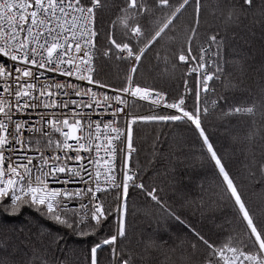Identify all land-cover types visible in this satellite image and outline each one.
Returning <instances> with one entry per match:
<instances>
[{
	"label": "snow or ice",
	"instance_id": "6c2138e0",
	"mask_svg": "<svg viewBox=\"0 0 264 264\" xmlns=\"http://www.w3.org/2000/svg\"><path fill=\"white\" fill-rule=\"evenodd\" d=\"M191 2L195 26L186 30L172 54L179 62L173 70L185 69V91L170 98L137 83L135 73L147 52L173 31L190 0H125L105 30L107 46L102 52L97 46L98 11L106 7L102 0H0V214L15 218L36 212L78 237L97 236L90 264H98L97 253L104 246L111 249L114 264L117 258L118 264H133L131 255L117 251L126 236L129 186L144 188L136 183L130 166L136 151L133 126L180 121L194 125L221 178L220 198L231 205L240 226L239 233L221 240L185 225L194 238L191 247L206 253L203 264H264V216L256 217L247 206L202 127L201 112L206 115L208 107L201 109V94L213 91L210 82L222 74L224 41L213 34L193 47L199 0ZM255 4L256 0H241L240 9ZM259 9L264 14V0H259ZM232 17L230 12L228 19ZM145 19L147 27L140 23ZM99 55L130 64L119 86L97 78ZM168 59L165 56V63ZM188 77L193 78L191 86ZM188 95L195 96L192 109L186 106ZM128 97L149 102L154 111L133 114ZM224 104L223 115L256 112L255 104L233 105L226 98ZM212 106H217L216 100ZM259 168L264 176V162ZM110 192L116 193L114 204L102 198ZM147 195L160 203L155 188ZM165 211L185 224L174 212Z\"/></svg>",
	"mask_w": 264,
	"mask_h": 264
},
{
	"label": "trees",
	"instance_id": "16d2710c",
	"mask_svg": "<svg viewBox=\"0 0 264 264\" xmlns=\"http://www.w3.org/2000/svg\"><path fill=\"white\" fill-rule=\"evenodd\" d=\"M178 3L179 0H172ZM106 7L98 11L101 52L107 46L105 30L119 14L125 0H102ZM241 0H199L197 41L210 35L223 38L222 74L210 82L213 91L201 94L202 127L218 155L223 159L247 206L256 217L264 216V176L259 165L264 162V14L259 0L251 8L240 9ZM195 5L191 2L175 22L173 31L142 58L135 79L175 97L185 91L184 71L173 70L172 54L179 49L186 30L195 26ZM233 13L231 20L229 13ZM159 15V13L157 14ZM140 23L147 27V21ZM121 38L119 30L115 32ZM174 36V40L169 37ZM165 56L168 62L165 63ZM130 64L115 57L99 55L97 78L119 86ZM189 85L193 78L188 77ZM224 98L233 105L255 104V115H223ZM217 101L213 108L212 101ZM195 96L188 95L186 106L192 109ZM133 114L154 111L149 105L132 102ZM157 111V110H155ZM136 149L130 166L144 188L130 186L127 197L126 236L117 251L131 255L133 264H203L206 253L191 247V231L185 225L221 240L240 232L231 205L221 200V178L208 159L194 125L177 122H138L134 126ZM156 189L160 203L147 195ZM115 192L102 198L115 202ZM163 205V207H162ZM168 209L180 216L181 224ZM105 233H101L104 235ZM62 239L57 240V237ZM97 236L78 237L53 224L39 213L26 211L15 218L0 214V261L3 264H90V248ZM116 259V264H118ZM98 264H114L111 249L104 246L97 253Z\"/></svg>",
	"mask_w": 264,
	"mask_h": 264
},
{
	"label": "built area",
	"instance_id": "2783aa9c",
	"mask_svg": "<svg viewBox=\"0 0 264 264\" xmlns=\"http://www.w3.org/2000/svg\"><path fill=\"white\" fill-rule=\"evenodd\" d=\"M128 100H129V105H130V106H131V103L134 102V101H135V102L145 103V104L149 105V102H147V101H139L138 98L134 100L133 98L128 97ZM155 110L159 111L160 109H155ZM168 111H174V110H168ZM122 123H123V122H122ZM24 135L27 137L29 134H28L27 132H25ZM57 135H58V134H57ZM69 142H70V143H74L73 141H69ZM46 154H47V153H46ZM134 154H135V152H134L132 155H134ZM117 168H118V169L120 168V164H119V163L117 164ZM132 171H133L134 173H136L133 169H132ZM135 179H136V183H137V184H141L140 182L137 181V178H135ZM130 186H132V185L130 184ZM130 186H129V187H130ZM98 195H101V194L98 193Z\"/></svg>",
	"mask_w": 264,
	"mask_h": 264
}]
</instances>
